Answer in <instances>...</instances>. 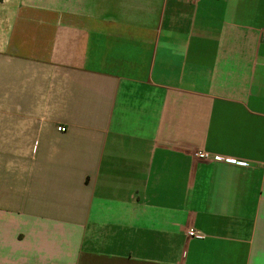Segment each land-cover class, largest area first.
Wrapping results in <instances>:
<instances>
[{
  "label": "crops",
  "instance_id": "0c3cea01",
  "mask_svg": "<svg viewBox=\"0 0 264 264\" xmlns=\"http://www.w3.org/2000/svg\"><path fill=\"white\" fill-rule=\"evenodd\" d=\"M0 264H264V0H0Z\"/></svg>",
  "mask_w": 264,
  "mask_h": 264
},
{
  "label": "built area",
  "instance_id": "2783aa9c",
  "mask_svg": "<svg viewBox=\"0 0 264 264\" xmlns=\"http://www.w3.org/2000/svg\"><path fill=\"white\" fill-rule=\"evenodd\" d=\"M57 129L59 131H64L65 130V127L63 126H58ZM195 155L199 158H207L208 157V154L207 152H203V151H199V152H195ZM215 159H222L221 157H218V156H215L214 157ZM186 235L189 237V238H193V239H198V240H202L205 238V234L199 230H196L194 229L193 227H188L186 229Z\"/></svg>",
  "mask_w": 264,
  "mask_h": 264
}]
</instances>
